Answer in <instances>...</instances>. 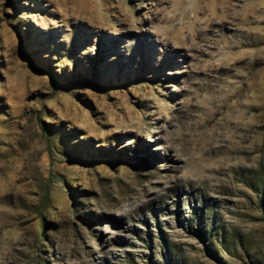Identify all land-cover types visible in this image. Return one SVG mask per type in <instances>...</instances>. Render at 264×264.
<instances>
[{"label":"rangeland","instance_id":"obj_1","mask_svg":"<svg viewBox=\"0 0 264 264\" xmlns=\"http://www.w3.org/2000/svg\"><path fill=\"white\" fill-rule=\"evenodd\" d=\"M82 260L264 264V0H0V264Z\"/></svg>","mask_w":264,"mask_h":264},{"label":"bare ground","instance_id":"obj_2","mask_svg":"<svg viewBox=\"0 0 264 264\" xmlns=\"http://www.w3.org/2000/svg\"><path fill=\"white\" fill-rule=\"evenodd\" d=\"M114 234V231H110ZM83 259V258H82ZM88 262L86 260H82L80 264H87Z\"/></svg>","mask_w":264,"mask_h":264}]
</instances>
